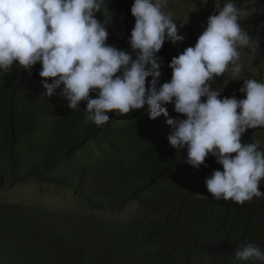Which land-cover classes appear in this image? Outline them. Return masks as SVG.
Here are the masks:
<instances>
[{
	"label": "trees",
	"instance_id": "trees-1",
	"mask_svg": "<svg viewBox=\"0 0 264 264\" xmlns=\"http://www.w3.org/2000/svg\"><path fill=\"white\" fill-rule=\"evenodd\" d=\"M249 1L234 3L243 11ZM132 3L104 0L96 14L109 21L107 43L118 49L130 50ZM238 23L252 39L262 30L256 40L264 52V14ZM176 26L183 39L165 41L157 53L159 84L171 77V59L197 40ZM39 70L37 63L30 73L18 65L0 72V264H260L233 253L247 244L264 251V195L240 204L195 192L200 174L222 167L212 156L199 169L184 163V151L168 143L164 116L149 119L146 108L109 112L96 125L85 102L70 109L59 90L44 96ZM209 83L222 97L244 98L238 87L220 89L221 76ZM165 107L167 118H184ZM241 140L264 149V128L246 130ZM28 183L39 184L42 195L50 187L64 191L69 205L4 200Z\"/></svg>",
	"mask_w": 264,
	"mask_h": 264
},
{
	"label": "clouds",
	"instance_id": "clouds-1",
	"mask_svg": "<svg viewBox=\"0 0 264 264\" xmlns=\"http://www.w3.org/2000/svg\"><path fill=\"white\" fill-rule=\"evenodd\" d=\"M103 3L0 0V72L18 65L30 73L39 63L43 95L51 97L59 90L70 109L85 102L86 118L96 125L106 123L109 112L120 116L146 108L149 119L164 116L171 126L168 143L184 151V163L199 169L212 156L222 167L205 177L207 193L240 204L264 195L259 190L264 149L241 140L246 130L264 128V82L243 80L238 90L242 99L222 97V90H213L209 83L230 64V79L237 80L238 49L255 53L260 47L238 23L245 13L234 0H225L223 6L215 0L195 44L171 59V77L159 84L157 53L165 41L183 39L171 15L162 10L167 0H133L130 50L107 43L109 21L96 15ZM168 104L184 118H167ZM233 254L239 262L264 264V251L254 244L238 247Z\"/></svg>",
	"mask_w": 264,
	"mask_h": 264
},
{
	"label": "rangeland",
	"instance_id": "rangeland-1",
	"mask_svg": "<svg viewBox=\"0 0 264 264\" xmlns=\"http://www.w3.org/2000/svg\"><path fill=\"white\" fill-rule=\"evenodd\" d=\"M225 0H220L221 6ZM215 0H167L166 6L162 9L166 14H170L172 20L186 33H191L196 39L206 26L207 18L214 11ZM246 8L243 10L245 15L240 19L248 17L251 14H264V5L256 2V0H250L246 4ZM263 36L262 30L259 29L256 40ZM240 60L238 63L241 65V72L237 80L230 79V72L232 65H229L228 70L221 75L222 83L219 87L222 89L224 86H235L240 88L243 80L254 79L264 82V52H260L258 49L253 53L249 48H240ZM212 172L200 174L202 181L199 185L195 186V192L206 194V187L204 185L205 177L211 175ZM45 188V187H44ZM46 189V188H45ZM259 189H264V179L261 180ZM40 185L36 183H28L19 186L13 190H9L4 194V200L9 202L24 203L35 206H40L48 209L61 208L69 205L67 200V193L58 190L55 187H50L49 190L42 195L40 193ZM128 213V212H127ZM123 213V215H127Z\"/></svg>",
	"mask_w": 264,
	"mask_h": 264
}]
</instances>
